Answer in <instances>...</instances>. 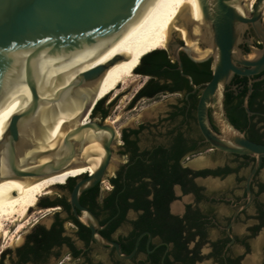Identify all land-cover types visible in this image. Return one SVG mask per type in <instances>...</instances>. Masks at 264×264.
<instances>
[{
	"label": "water",
	"instance_id": "water-1",
	"mask_svg": "<svg viewBox=\"0 0 264 264\" xmlns=\"http://www.w3.org/2000/svg\"><path fill=\"white\" fill-rule=\"evenodd\" d=\"M155 1L0 0V181L21 180L6 195L14 197L38 178L87 167L101 159L93 171L67 177L55 186L76 179L68 195L74 216L90 229L97 244L114 245L122 257L127 256L119 245L98 233L99 218L79 200L83 191L105 178L113 161L116 128L91 117L98 101L92 87L122 55L66 56L85 53L121 34ZM197 1L200 20L188 19L185 28L188 38L208 52L200 56L191 45L175 38L166 47L194 90L191 76L182 71L179 50L194 62L212 59L211 77L196 103L197 125L210 147L254 157L246 181L250 199L249 184L264 158V144L248 139L231 123L224 109V93L234 75L248 77L243 105L250 112L251 76L264 71V0H255L251 11L245 0ZM70 116H78L74 127L69 124ZM85 116L87 122L82 121Z\"/></svg>",
	"mask_w": 264,
	"mask_h": 264
},
{
	"label": "flooded vegetation",
	"instance_id": "flooded-vegetation-1",
	"mask_svg": "<svg viewBox=\"0 0 264 264\" xmlns=\"http://www.w3.org/2000/svg\"><path fill=\"white\" fill-rule=\"evenodd\" d=\"M174 38L183 43L184 38L172 32L167 46H172ZM254 42L259 46L256 39ZM241 47L248 50L244 44ZM163 50L176 65L155 77L139 68L144 72L139 74L146 78L142 86L152 81L141 95L130 98L127 110L141 99L177 97L151 119L116 130L117 147L114 143L112 147L116 158L105 181H100L101 196H122L126 207L121 219L118 205L108 210L113 212L107 221L101 223L97 216L102 226L98 233L117 243L127 257L120 256L114 245L97 244L90 229L74 216L70 205L67 207L66 197L41 196L35 207L48 209L45 215L50 219L35 221L21 243L0 249V264H264V158L250 181L248 199L246 181L254 157L223 153L204 141L192 107L204 84H195L194 90L186 76L180 73L182 78L178 79V62L167 48ZM178 53L182 71L186 67L197 74L204 67L202 63L209 61L212 73L211 58L193 62L183 50ZM251 79L250 112L243 105L248 77L234 75L227 90L233 92L232 103L244 115L240 118L244 126L239 130L248 139L264 144V71ZM244 88L245 93L239 95ZM119 97L110 95L104 104L111 107ZM210 120L214 126L211 115ZM113 122L116 120L109 123ZM207 151H211L212 160H193L194 155ZM70 181L75 183L76 179ZM57 187L69 192L67 185ZM146 211L149 219L141 218ZM42 229L52 236L40 243L27 236Z\"/></svg>",
	"mask_w": 264,
	"mask_h": 264
},
{
	"label": "bare ground",
	"instance_id": "bare-ground-1",
	"mask_svg": "<svg viewBox=\"0 0 264 264\" xmlns=\"http://www.w3.org/2000/svg\"><path fill=\"white\" fill-rule=\"evenodd\" d=\"M254 1L245 0L247 11L252 10ZM188 19L200 20L197 0H156L121 34L85 53L66 57L94 56L108 52H116L122 55V58L106 68L93 84L92 89L96 99L100 100L110 93L117 94L113 91L116 90L119 83L134 72L139 60L149 52L167 46L172 32H178L186 44L191 45L200 56L208 52V49H201L188 38L185 28ZM193 32H198V26L195 24ZM78 116L75 119L72 116L69 117L71 127L78 123ZM87 120L88 116L82 118L84 122ZM100 160L87 167L77 166L60 173L38 178L27 190L11 198L7 197V192L19 186L21 180L11 178L0 181V236L5 239L10 235V232L20 231L30 217L29 210L35 208L41 196L47 194L48 190L55 184L64 183L67 177L93 171ZM47 212H49L48 209L44 210L43 213ZM10 226L13 227V230H10Z\"/></svg>",
	"mask_w": 264,
	"mask_h": 264
},
{
	"label": "trees",
	"instance_id": "trees-1",
	"mask_svg": "<svg viewBox=\"0 0 264 264\" xmlns=\"http://www.w3.org/2000/svg\"><path fill=\"white\" fill-rule=\"evenodd\" d=\"M194 62V61H193ZM203 64V69L198 72L197 74L191 72L190 69H187L184 67L183 72L191 74L193 82L196 85H203L205 84L211 77V69H210V63L209 61H206ZM201 64V65H202ZM176 65V63H171L169 58L167 57V53L163 49H156L152 52H149L148 54L144 55L141 59L137 67L135 68V73H144L139 72V68L143 67L145 71H148L152 75V77H155L157 75L164 74L167 72V69L169 67H172ZM192 65H196L195 63H192ZM176 77L178 79L182 78L179 71H176ZM152 81V80H151ZM150 80L143 85L135 96L141 95L143 90L148 86V84L151 82ZM185 85L188 89H191V86L188 84L187 78H185ZM228 87H226L225 93H224V103H225V109H226V115L228 119L231 121V123L237 127L238 129H241L244 126V122L240 120V118H243V113H238V106L237 104L232 103L233 99V92L231 90H227ZM247 89L244 88L239 95H243ZM155 91V90H154ZM153 93V91L151 92ZM108 96H105L104 98L98 100L96 104L93 107V111L91 113V117L99 116L101 120L105 119L109 115V109L110 104L105 105L104 101L106 100ZM117 97V96H116ZM115 97V98H116ZM115 99L111 102L113 104ZM193 111L195 110V101L193 102ZM242 110V108H241ZM240 112V111H239ZM194 118V115H193ZM69 179L63 186L67 185L69 191L72 189L74 182L70 181ZM61 187V186H60ZM79 200L81 204L88 207L92 212L100 218V222L103 223L107 221L112 212H108L109 209H115L116 205H118L120 208H122V212L120 214L121 219L123 217V213L125 210L124 203V197L118 196L115 198L112 193H108L105 196H101L100 192V186L99 183L94 185L93 187L83 191L79 197ZM39 202V201H38ZM38 204V203H37ZM67 207H69V202H66ZM124 207V208H123ZM150 212L146 211L141 218L149 219ZM76 222L77 219L73 218ZM118 220V219H117ZM117 224L113 225L115 227ZM83 226V225H82ZM112 227V228H113ZM29 238L34 239V243H40L44 241L45 238H49L52 236V233L50 231L42 229V231H34L32 233H29L27 235Z\"/></svg>",
	"mask_w": 264,
	"mask_h": 264
},
{
	"label": "rangeland",
	"instance_id": "rangeland-1",
	"mask_svg": "<svg viewBox=\"0 0 264 264\" xmlns=\"http://www.w3.org/2000/svg\"><path fill=\"white\" fill-rule=\"evenodd\" d=\"M255 45L258 46L256 43ZM165 48L167 47L165 46L160 49H165ZM167 52L170 54L168 48H167ZM250 54L252 55L253 52L250 51ZM145 80L146 78L144 76H141L140 74H135L133 72L130 76L125 78L123 82L119 83L116 90L113 91L114 93L119 94L120 92L127 90L126 94L120 95L118 100L115 101L113 106L110 107L108 117H110L111 119H107L108 118L107 117L101 120L99 116H95L93 118L98 121H105L106 123L116 120V122H113L112 124L116 128V130L119 131L123 126H132V125H136L137 122L141 120L151 119L153 116H156L158 113L163 112V110L166 108L168 101H175L174 98H176L177 96L158 95L153 99H141L130 110H127L128 109L127 104L130 98L133 96L136 90H139L141 88ZM117 141H118V138L116 139V142ZM116 147L117 145L116 143H114V148L116 149ZM210 152L211 151H207L202 154H196L193 156L194 158L193 160L201 161V162H208L212 160L213 158ZM113 157L116 158L115 153L113 154ZM112 165L113 164L111 163L109 167ZM105 178H104V181H105ZM99 185L100 187H103L102 182H100ZM48 191L49 193L46 195H43L41 199L45 196L51 199L56 198L57 196H64L68 199L69 192L63 190L62 188L54 186ZM43 212L44 210L38 207H35L29 210L30 217L28 216L29 218L27 220V223L20 231L10 232V235L7 237L10 240L7 238L3 239V237L0 236V249L14 247L15 245H18L19 243H21L25 233L29 230L30 225L34 223L35 221L47 222L50 219V215H45V213ZM67 227L69 226L67 225ZM10 230H13L12 226H10Z\"/></svg>",
	"mask_w": 264,
	"mask_h": 264
}]
</instances>
